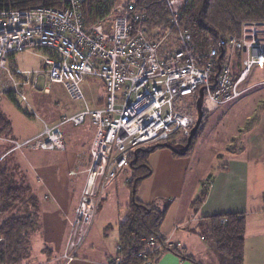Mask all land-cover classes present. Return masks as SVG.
Segmentation results:
<instances>
[{
	"label": "built area",
	"instance_id": "2783aa9c",
	"mask_svg": "<svg viewBox=\"0 0 264 264\" xmlns=\"http://www.w3.org/2000/svg\"><path fill=\"white\" fill-rule=\"evenodd\" d=\"M62 1V8L0 9V70L20 88L24 84L36 88L42 75L44 92L50 84H60L74 101L84 100L81 83L86 77L101 83L100 107L89 109L85 103L84 110L45 125L38 135L11 141L14 149L62 151V124L89 122L94 127L85 185L62 254L69 262L84 241L105 186L129 168L137 149L166 143L176 132L189 135L196 110L188 115L181 109L195 108L200 88L202 107L209 112L241 96L246 90L239 87L254 67L264 71V23L244 22L238 35L220 37L197 54L190 32L179 23L191 0H164L168 28L157 37V30L147 27L146 14L135 10L132 0H121L109 15L90 25H84L80 10L85 0ZM29 48L46 52L42 68L23 76L17 67L8 66V57ZM8 91L26 100L17 89ZM146 242L150 254L172 246L154 236ZM120 249L118 244L110 264H124ZM150 254L139 252L138 264H152Z\"/></svg>",
	"mask_w": 264,
	"mask_h": 264
},
{
	"label": "crops",
	"instance_id": "0c3cea01",
	"mask_svg": "<svg viewBox=\"0 0 264 264\" xmlns=\"http://www.w3.org/2000/svg\"><path fill=\"white\" fill-rule=\"evenodd\" d=\"M14 55L8 57L9 67H16ZM256 86L259 89L249 93L254 100L257 98V104L245 110L243 121L238 123L235 132L224 142L221 153H213L209 162L201 163L199 157L189 154L193 146L182 157L172 159V155H167V159L162 162L153 156L156 152H163V147L149 152L152 155L148 153L145 162L150 174L141 178L135 198L140 204L152 207L157 199L169 198L160 234L172 245L170 248H176L181 253L165 248L154 264L199 263L196 262L198 258L201 259L208 250L212 251L209 245L206 247L199 243V240H206L202 236L201 223L204 217L222 213H242L244 216L243 264H264V84ZM50 89L51 85L45 93H50ZM246 92L248 90L242 94ZM5 94L16 99L12 92ZM102 97L101 92L99 107ZM212 111L206 112L200 134L204 132ZM62 117L65 116L54 118L51 122L43 121L40 126L36 125L30 130L25 128L18 131L8 118L12 124L11 137L18 141L33 137L41 133L45 125L58 124ZM65 124L60 126L64 150L19 148L7 153L11 142L0 137V160L16 167L38 199L39 224L32 237V246L35 241L42 245L40 252L47 263L110 264L117 255L119 225L126 219L133 200L127 181L130 172L124 171L105 186L83 243L76 256L65 262L62 254L74 209L85 185L89 148L94 135V127L89 122L73 132L62 129ZM218 158H222L221 164L217 162ZM203 191L204 198L196 203ZM162 204L160 201L156 205ZM43 248L47 249L45 253L42 252Z\"/></svg>",
	"mask_w": 264,
	"mask_h": 264
},
{
	"label": "trees",
	"instance_id": "16d2710c",
	"mask_svg": "<svg viewBox=\"0 0 264 264\" xmlns=\"http://www.w3.org/2000/svg\"><path fill=\"white\" fill-rule=\"evenodd\" d=\"M118 1L85 0L80 5L84 25L93 24L109 15ZM132 1L135 10H141L146 14L147 27L151 31L157 30L156 37L168 28V9L164 0ZM64 4L62 0H0V9L24 10L33 6L62 8ZM244 22L264 23V0H191L182 9L179 17L180 26L191 34L194 51L197 54L206 52L220 37L238 35ZM181 111L194 115L195 108L188 105ZM205 114L206 111L203 109L202 121L193 134L187 151L191 149L194 137L203 130ZM11 132V121L0 111V137L9 142L14 141ZM187 138L188 135L183 136L176 132L166 143L181 147L186 144ZM158 147H160L158 144H154L137 149L129 159L128 183L133 200L128 207L126 219L119 225L121 249L118 254L123 258L124 264H138L139 252L150 254L146 244L150 236H154L158 241L165 240L160 234L165 210L140 204L135 198L141 178L150 174L145 159L149 152ZM13 150L11 142L7 147V153ZM204 194L205 192L195 202H201ZM203 220L202 236L209 240V247L216 257L215 264H243L245 230L243 214L222 213L204 217ZM38 224L39 205L36 195L15 166L0 160V264H29L27 261L31 257L32 237L38 229ZM167 249L181 254L176 248ZM46 251V248L42 249L43 253ZM161 252L162 250H154L150 254L152 264L156 262Z\"/></svg>",
	"mask_w": 264,
	"mask_h": 264
},
{
	"label": "rangeland",
	"instance_id": "374dc122",
	"mask_svg": "<svg viewBox=\"0 0 264 264\" xmlns=\"http://www.w3.org/2000/svg\"><path fill=\"white\" fill-rule=\"evenodd\" d=\"M118 3H120V0ZM43 55L44 53L39 49L29 48L15 54L14 62L20 72L24 74L23 76H26L27 73H31L42 68ZM8 80L9 79L5 70H0V110L12 121L17 131L20 129L25 130V128L30 130L32 127H36V125L40 126L43 121L51 122L52 119H58L62 115L70 116L71 114L84 110L85 103L89 109L99 107L98 100L102 92V86L100 85L99 80L95 77H86L82 81L81 90L84 95V100L82 101L71 100L60 84H50V93H45L43 90L45 81L42 75L38 77L36 88H33L30 84H24L20 88L18 84L13 86L8 82ZM263 81V68L259 66L254 67L250 76L243 83H241L239 87L240 89L244 88L245 90H248V92L242 94V96L234 101L221 104L218 107V110H214V112L212 111L213 113L211 112V114H209L204 132L194 137L192 144L193 147L191 146L192 151L190 150L189 154L193 153L194 156L199 157L201 163H205L209 162V160L213 157V153H221L224 142L235 132L238 127V123L243 121L245 110L249 107L253 108L254 105L257 104H255V100L257 98H255V100L251 98L250 93L259 89L256 85L260 83L263 84ZM15 89L24 94L26 98L25 101H21L19 98L12 100L7 94H5L11 93L8 90L14 91ZM29 114L34 115L31 116ZM205 120L206 118L204 117L203 124H205ZM245 125H247V123ZM80 127L67 123L63 125L62 129L64 128L65 130L73 132L78 130ZM163 148V152H156L153 156L158 162H162L164 159H167V155H172V159L182 157L173 153L168 148ZM151 158L152 156L149 157V159ZM192 161H194V158H192ZM217 162L221 164L222 158H218ZM189 172L190 169L187 170V173ZM160 201L164 203V205H156L157 202ZM157 202L153 204V207L165 210L168 206L169 198L162 200L157 199ZM198 238L200 239L199 234ZM199 241L200 244L204 246L206 245V247L209 245V240L207 239L205 242L203 240ZM41 247L42 245L37 243V241L33 242L31 257L27 261L29 264H50V262L47 263L45 261V256L40 252ZM215 259L216 257L213 252L208 250L207 253H204L201 256V259L198 258L196 262H199L197 264H215Z\"/></svg>",
	"mask_w": 264,
	"mask_h": 264
},
{
	"label": "water",
	"instance_id": "95a60500",
	"mask_svg": "<svg viewBox=\"0 0 264 264\" xmlns=\"http://www.w3.org/2000/svg\"><path fill=\"white\" fill-rule=\"evenodd\" d=\"M202 98H203V88H200L198 91V96L195 100V110H196L195 123L192 129L190 130L186 144L181 147H174L170 145L169 143H162V144H159L160 147L169 148L173 153L180 155V156L184 155L187 152L189 144L193 137V134L198 129L202 121V117H203Z\"/></svg>",
	"mask_w": 264,
	"mask_h": 264
}]
</instances>
